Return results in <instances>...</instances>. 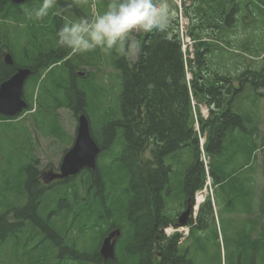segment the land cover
Returning a JSON list of instances; mask_svg holds the SVG:
<instances>
[{
  "label": "trees",
  "instance_id": "16d2710c",
  "mask_svg": "<svg viewBox=\"0 0 264 264\" xmlns=\"http://www.w3.org/2000/svg\"><path fill=\"white\" fill-rule=\"evenodd\" d=\"M94 2L97 12H102L108 0ZM168 3L172 17L167 31L134 34L139 53L133 60L106 56L99 51L86 54L93 61L94 80L81 82L75 76L74 60H65L70 51L54 43L61 25L69 19L84 17L80 0H58L57 8L43 21L30 15L39 0H24L19 7L9 0H0V20L2 24L8 22L4 29L6 38L0 39V45L18 48L17 63L34 72L27 90L30 98L38 90V112L48 115V105L56 100L57 107L70 110L74 116L78 112L89 118L97 114L99 120L95 122L106 137L101 146L105 149L103 156L109 154L113 161L106 165L98 163L94 173H82V196L74 184L62 189L58 201L50 198L47 188L39 186L34 160L21 166L2 189L5 195L8 191L26 193L25 205L16 210L14 223L9 219L12 214L8 197L0 198V260L5 264H9L11 252L16 262L26 264L40 260L46 264H154V225L167 224L161 205L163 193L170 192L166 161L175 162L184 156L188 165L185 176L174 175L181 189L192 196L203 188L205 171L200 161L199 136L205 138L203 152L209 160L212 184L220 187L230 205L226 212L234 211L237 205L244 214L255 215L252 231L258 230V238H252L249 255L252 264H264V192L253 210L256 196L246 195L245 179L230 178L255 160L257 151H264V138L257 139L260 133L251 107L247 111L235 105L247 85L252 86L257 100L261 97L257 91L264 89V38L257 36V29L264 25V0H185L182 9L190 22L187 36L193 42L192 54L182 52L177 6L173 0ZM238 11L244 15L254 13L251 22L256 39L239 41L235 36L238 27L243 26L241 23L249 19L244 15L237 18ZM24 47L30 55L28 63L23 61ZM57 63L59 68L47 71ZM103 65L116 72L119 86L117 113L111 110L108 115L103 107L106 90L96 74ZM2 73L0 65V79ZM44 74L45 79L40 81ZM201 106L208 109L206 118L201 115ZM147 146L151 147L150 156L141 164V154ZM68 191H72L75 202L69 201ZM200 213L206 219L212 216L210 202ZM101 225L106 227L101 231L95 229ZM109 227L120 228L123 237L115 260L103 262L98 246ZM74 231L78 235H73ZM245 238L243 231L236 253L241 257L238 264H249ZM51 253L54 256H48ZM172 264L183 263L174 257Z\"/></svg>",
  "mask_w": 264,
  "mask_h": 264
},
{
  "label": "rangeland",
  "instance_id": "374dc122",
  "mask_svg": "<svg viewBox=\"0 0 264 264\" xmlns=\"http://www.w3.org/2000/svg\"><path fill=\"white\" fill-rule=\"evenodd\" d=\"M80 7L82 12H84L86 15L91 16L95 14V7L92 5V1L89 2V0H80ZM251 9V7H250ZM248 12V11H246ZM244 13H241V11H238V14L236 15L237 18H241ZM248 17L249 19L245 20L244 23H241V25L238 27L237 32L235 33V36L239 41H243L246 39H249L251 41L252 38L256 39V33L255 27L253 23L251 22V18L254 17V13H246L244 15ZM243 16V17H244ZM187 18L186 17H180L179 21H182L183 24L187 25ZM238 25L240 23H237ZM136 34V33H134ZM133 34V35H134ZM133 35L131 36V41L134 43L135 38L133 39ZM257 36L264 38V25H260V27L257 29ZM185 42V50L188 47H191L190 43L187 42V39L184 38ZM263 57V56H262ZM261 57L257 59V61L260 60ZM134 57H129V60H133ZM96 74L98 75L99 79L103 81V86L106 90V96H105V103L103 107L105 108V113L108 115V113L112 110L114 113L116 112V96L119 92V86H117V74L114 70H111L110 68L104 67L97 70ZM258 94H261V97L257 100L255 98V93L253 91L252 86L247 85L246 89L242 92L239 99H236L235 105L238 107H241L243 109H247L248 107H251V111L253 112V115L255 114L257 117V123L259 127V137L257 138L259 141L264 138V89H259L257 91ZM257 100V101H256ZM256 104V107H252V104ZM201 115L204 117L207 115L206 107L203 106L200 109ZM56 119H57V126H59L60 131L59 133H53L51 132V128L48 127L45 122L48 120L52 124V118H44L46 115L41 114L40 112H37L35 115L33 114H26L22 118L18 119L13 124L16 125L11 128H7V134L3 136V131L0 126V198L2 196H7L10 205L12 208V214L14 215L16 210L20 209L19 205H24V201L22 199V195L20 193L14 194L12 191H8L5 195L2 191L4 188V185L7 183L8 180H12L15 175L17 174V171L20 169V167L27 163L30 158H34L37 163L35 164V169L38 172V178L39 181L42 183V186L44 185L50 190H54V187L57 185V182H47L46 184L43 183V178L47 173H49L51 170H58L59 164L61 163V158L64 155L65 151L71 146L72 144V137L75 130V119L72 117L71 113H69L67 110H58L56 112ZM98 114H103L101 112H98ZM33 115V116H32ZM92 116V117H91ZM90 116V122L94 128V131L97 134V138L101 140H106V137H104L100 133L99 125L96 124L95 121L97 119L99 120L97 114L96 117L91 114ZM96 119V120H95ZM108 139V138H107ZM262 154L264 155V151L257 152V158L249 165L248 168L244 169L243 171L239 172L237 174V179H244L245 174H248V180L251 182L253 190L256 194V197L260 195V191L264 189V173H263V158ZM148 156V154H147ZM108 158V161H110L109 154L106 155ZM202 160V158H201ZM206 162L208 163V160L206 159ZM239 163V159L235 160L234 166L236 167ZM177 166V165H176ZM176 166L173 167L174 172L180 171ZM19 175V174H18ZM173 174L172 177H174ZM180 176V175H179ZM177 176L174 177L175 184L174 186L176 188H179V182L176 179ZM82 177H76L72 181L79 182V179ZM70 181V182H72ZM41 185V184H39ZM41 186V187H42ZM213 189V186H212ZM211 189V190H212ZM209 188L207 187L205 192H208ZM56 194H60L59 190L55 191ZM169 194L164 195L163 198H166ZM173 213H175L178 210V207L175 205L172 207ZM12 220V218L10 217ZM222 220V219H221ZM88 234L89 231L85 230ZM182 232V231H181ZM174 233V231H173ZM73 235H78V231H74ZM71 235V237L73 236ZM86 237H82L84 240ZM122 238V235L120 239ZM119 239V240H120ZM12 259V255H11ZM1 264H5L3 261H1ZM19 264H26V263H19ZM33 264H37L34 262Z\"/></svg>",
  "mask_w": 264,
  "mask_h": 264
},
{
  "label": "clouds",
  "instance_id": "9594fccd",
  "mask_svg": "<svg viewBox=\"0 0 264 264\" xmlns=\"http://www.w3.org/2000/svg\"><path fill=\"white\" fill-rule=\"evenodd\" d=\"M57 5L58 0H39L30 15L43 21ZM171 17L168 0H108L102 12L67 20L56 31L55 44L73 55L99 51L106 56L134 57L139 48L130 37L137 32L163 33Z\"/></svg>",
  "mask_w": 264,
  "mask_h": 264
},
{
  "label": "flooded vegetation",
  "instance_id": "af4514ba",
  "mask_svg": "<svg viewBox=\"0 0 264 264\" xmlns=\"http://www.w3.org/2000/svg\"><path fill=\"white\" fill-rule=\"evenodd\" d=\"M6 54H9L12 57V64L10 65H6L4 63V58ZM13 58L14 57L11 55L10 50L8 48L4 46H0V65L3 68V73H2L3 76H2V79H0L1 81L0 84L5 81L3 80V77L8 79L13 74H15L18 69L27 68V67H22L25 65H21L15 62ZM29 58H30L29 53L25 49L24 54H23V60L25 61V63L29 62L30 60ZM75 58L81 65L85 66L84 68H82L81 71L75 72L76 79L78 78V80H81L83 82L90 80L91 75L87 72V69L91 68L92 66V62L90 58L87 56H80L79 58L78 57H75ZM45 62L46 61H43V64H45ZM84 69H86V71ZM32 79H33L32 76L29 77L26 80V84L30 82ZM2 121L11 122L14 120L7 119V120H2ZM56 172H58V170H51L49 173L45 175L43 179L48 180V178L51 177V174L53 175ZM53 182H57V181H53ZM169 183H171V180H169ZM168 196L161 200L162 217L164 218V221L167 224L165 226H163L162 224L154 225V238L152 240V247H153L152 252L154 255V264H172V261L174 262V257H177L180 261H182L183 264H206L205 261H206L207 249L205 247V238H204L205 231L198 229L197 216L196 218L193 217V212L191 209L192 204L189 200L188 192L185 190L183 191L182 195L179 194L176 197H172V201L170 202L168 201ZM153 205H155L154 201H152V210H153ZM175 205L178 207V210L175 213H173L172 207ZM237 208L238 207H235V210ZM185 211H189V216L185 220V225L187 227V233L182 235L183 236L182 239H181V234L178 232H175L171 236L166 237L165 233L167 232V229H172V230L178 229L176 228L178 225V219L180 215ZM232 215H233L234 224H235L234 235H237L238 229L241 226V223H240L242 221L240 219L241 215L236 212L232 213ZM11 223H14V221H11ZM111 230L113 229H110L109 231ZM241 240L242 239H238V238L235 239L234 251L236 253L238 252L237 243H239ZM251 241H252V235L251 233L248 232V222H247L245 247H246V253H247L246 260L248 261L249 264H252V257H250L249 249H248L249 246L252 245ZM117 248H118V244L116 241L115 251L117 250ZM51 254H49L48 256H50ZM238 261H241V257L235 255L234 262L238 264Z\"/></svg>",
  "mask_w": 264,
  "mask_h": 264
},
{
  "label": "water",
  "instance_id": "95a60500",
  "mask_svg": "<svg viewBox=\"0 0 264 264\" xmlns=\"http://www.w3.org/2000/svg\"><path fill=\"white\" fill-rule=\"evenodd\" d=\"M12 4L19 5L24 0H10ZM6 64H11L9 56L5 58ZM30 75L29 70H18L9 80L0 85V114L13 117L23 108H25L24 102L21 100L23 83ZM99 150L95 146L93 140L89 136L88 122L84 116H80L78 119V131L77 137L73 148L66 154L61 165V176L65 178L79 172L80 169L95 168V157ZM186 214L183 215L180 224L183 223V219ZM118 233L110 234L104 241L100 249V255L103 260H113V245L110 240Z\"/></svg>",
  "mask_w": 264,
  "mask_h": 264
},
{
  "label": "bare ground",
  "instance_id": "6f19581e",
  "mask_svg": "<svg viewBox=\"0 0 264 264\" xmlns=\"http://www.w3.org/2000/svg\"><path fill=\"white\" fill-rule=\"evenodd\" d=\"M67 11H68V10H67ZM60 16H61V15H60ZM61 26H62V25H61ZM61 26H60V27H61ZM53 28H54V27H53ZM40 34H41V33H40ZM13 36H14V35H13ZM41 36H42V35H41ZM5 38H6V37H5ZM40 38H41V37H40ZM2 39H3V38H2ZM47 39H48V38H47ZM47 39H46V40H47ZM8 40H9V39H8ZM15 40H16V39H15ZM12 41H14V40H12ZM49 41H50V40H49ZM43 42H44V41H43ZM43 42H42V43H43ZM52 42H53V41H52ZM54 43H55V42H54ZM11 45H12V44H11ZM50 47H51V46H50ZM65 50H66V49H65ZM87 57H88V55H87ZM83 58H84V57H83ZM91 58H92V57H91ZM70 60H71V59H70ZM82 60H83V59H82ZM76 61H77V60H76ZM87 62H88V61H87ZM91 62H92V61H91ZM103 62H104V61H103ZM65 63H66V62H65ZM73 65H74V64H73ZM91 67H92V66H91ZM58 68H59V67H58ZM65 68H66V67H65ZM75 69H76V68H75ZM75 69H74V70H75ZM71 71H73V70H71ZM67 72H68V71H67ZM84 72H85V71H84ZM60 73H61V72H60ZM64 74H65V73H64ZM62 75H63V74H62ZM67 76H68V75H67ZM67 76H66V77H67ZM69 80H70V79H69ZM77 81H78V80H77ZM77 81H76V82H77ZM81 82H82V81H81ZM70 83H71V81H70ZM78 83H79V82H78ZM68 84H69V83H68ZM81 85H82V84H81ZM67 86H68V85H67ZM79 89H80V88H79ZM84 91H85V90H84ZM250 118H251V117H250ZM253 121H254V120H253ZM248 127H249V126H248ZM246 131H247V130H246ZM248 131H249V130H248ZM182 176H183V175H182ZM182 176H181V177H182ZM178 179H179V177H178ZM168 194H169V192H168ZM164 195H167V192H164V193H163V196H164ZM163 196H162V198H163ZM201 200H202V199L199 198V201H201Z\"/></svg>",
  "mask_w": 264,
  "mask_h": 264
}]
</instances>
